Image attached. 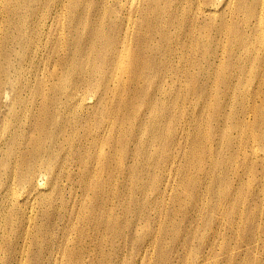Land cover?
Listing matches in <instances>:
<instances>
[{
	"label": "rangeland",
	"instance_id": "obj_1",
	"mask_svg": "<svg viewBox=\"0 0 264 264\" xmlns=\"http://www.w3.org/2000/svg\"><path fill=\"white\" fill-rule=\"evenodd\" d=\"M62 1L0 0V264H210L215 260L224 264L226 254L215 245L214 257L206 243L212 240L209 227L216 228L220 210L207 212L198 202L197 209L186 207L179 213L175 204L176 152L172 133L176 125L172 119L176 108L190 119L195 104L202 107L205 99L208 112L216 113L225 101L237 110L258 94V102L264 108V86H252L249 81V94H244L242 87L235 94L220 87L210 95L198 97L200 79L190 82L174 77L172 68L174 62L187 61L196 45L181 49L183 46L174 42L178 30L173 28L168 39H152L157 51L145 47L146 55L157 62L144 70L140 71L142 64H130L133 55L129 53L130 58L123 63L128 69L115 70L114 79L107 84L110 100L99 103L97 94L104 84L83 83L78 70L82 66L84 74H88L93 69L106 68L107 50L87 47L90 22L86 8L99 4V0H88L79 8L83 13L79 23L73 19L74 8L69 9V18ZM217 2V12L205 20L210 25L209 49L219 51L217 56L224 60L223 51H237L239 45L229 34L218 36L215 26L225 23L224 30L236 34L256 32L242 22L254 4L253 0ZM236 4L241 6L239 18L232 22L225 13ZM68 22L77 30L65 29ZM218 40L220 45L216 46ZM131 47L134 54H140L132 44ZM183 53L184 59H180ZM216 66L226 74L225 63L217 62L206 76L213 77ZM257 72L252 70L253 74ZM117 79H122L124 86L116 83ZM212 83L211 80L208 85ZM85 88L84 99L70 100V91L80 96ZM185 90V99L176 97ZM246 97L251 99L246 101ZM60 102L67 103L66 113ZM69 121L68 128L56 132L59 124ZM52 131L58 135L50 150L51 156L57 154L53 159H57V165L51 172L54 174L50 176L49 172L41 179L40 193H27L16 181L25 168L15 169L14 161L30 149L31 138L41 141V150ZM97 141L100 142L94 147ZM49 160L46 157L45 161ZM187 191L188 188L184 190ZM198 192L201 193L199 188ZM206 201L215 203L218 199L208 196ZM29 216L32 220L27 225ZM20 217L23 222H19ZM218 226L220 229V222ZM220 230L232 254L264 261L262 242L240 241L231 237L228 230Z\"/></svg>",
	"mask_w": 264,
	"mask_h": 264
},
{
	"label": "bare ground",
	"instance_id": "obj_2",
	"mask_svg": "<svg viewBox=\"0 0 264 264\" xmlns=\"http://www.w3.org/2000/svg\"><path fill=\"white\" fill-rule=\"evenodd\" d=\"M87 2L88 0H63L61 6L66 7L69 18V9L74 8L73 19L79 23L83 16L79 8L84 7ZM217 3V0H99V4L94 3L88 6L86 15L90 23L87 27V47L89 46L91 49H106L107 57L105 59L107 64L106 68L93 69L88 74H84V69L80 66L78 70L82 73V82L89 86L104 84V89L97 94V101L99 103L108 102L109 98L107 99V97L111 95V89L108 88L107 84L114 79L115 70L125 72L128 69L123 63L126 58H130L129 53L131 56L133 55L130 59V64H142L143 69H140V71L144 70L147 66L157 62L156 58L146 55L145 47L148 51H157L158 47L151 43L152 39H155L156 36L168 39L171 37V29L175 28L178 30V35L174 41L176 45H182L181 49L185 46L192 47L194 44L196 47L192 49L194 52L190 51L187 61H184V63L178 61V64L173 63V66H175L172 67L175 69L174 77L179 76V78L190 82H196L200 79L201 90L197 94L198 97L210 95L220 87L232 94H235L242 87L243 93L249 94L250 92L247 89L249 81L252 82V86H264V0H253L252 3L254 5L249 7L247 16L242 19L246 28L255 29L256 32L246 33L245 31L236 34L230 29L224 30L225 27L223 25L225 23L222 20L223 25H220V22V26H215L219 33L218 36L229 34L228 36L231 39H236L239 45L237 51L233 50L234 48H230L227 52L223 51V53H226L225 62L217 56L219 51H210L209 49L211 44V38L208 34L210 25L205 20L206 16H212L217 12ZM206 5L209 7L206 8ZM240 8V5H234L225 13V17H228L232 22L237 21ZM254 9L260 11L255 13ZM80 13H82V16H80ZM179 17L182 19L179 20ZM64 28L68 31H70V28L77 30V26L71 22H68V26H64ZM181 37L184 39L181 40ZM245 37L253 40H247ZM253 43L255 45H252ZM131 44L140 53L139 55L134 54ZM218 45H220L219 40L216 41V46ZM179 58L184 59V53L180 54ZM217 62L218 64L225 63L226 74L220 70L219 66H216L213 73L214 76H206L207 70L212 69V66L216 65ZM253 69L258 70V72L253 74ZM211 80L213 82L212 85H208ZM115 82L124 86L122 79H117ZM73 86L74 89L75 87L77 88L76 84ZM86 90L87 88L82 89L80 96L75 95L76 89L74 94L70 91V100L84 99ZM187 95L188 92L186 91L176 97L183 100ZM254 97L256 98L240 108L234 101V105L238 108L237 110L233 109L230 101H225L219 106L216 113L208 112V99H205L206 101L202 107L199 103L195 104L190 119H185L186 115L184 118V112L176 108V114L174 119H172V123L176 125L173 128L175 133H172L175 139L172 138L175 144L176 154L174 162L175 175L177 177L176 187L174 186L177 192L174 191L176 193L174 200L177 202L175 204L179 206V213H183L186 207L189 210L195 209L198 202L202 204V209L207 212L215 213L216 210H220L221 215L218 218L220 229L228 230L231 233V237L240 241L262 242L264 248V108L258 102L259 95L254 94L251 96V98ZM251 98L246 97L245 100L247 101ZM66 104H59L64 107V113L67 112ZM117 104L119 105V103ZM100 106L102 107V105ZM117 109L111 108L112 112H118ZM105 110L101 116L105 114ZM95 112H98V110ZM78 116L83 115L79 114ZM91 116L95 117L94 115ZM161 122L163 123V121ZM72 125L77 124L74 123ZM163 125L165 126V124ZM68 126H70V121L63 122L62 125L59 124L57 126L56 132L65 127L68 128ZM158 131L160 130L158 129ZM76 132L78 131L76 130ZM57 136L55 131L50 132L49 139L46 142L45 138L44 146L41 150L39 147L41 141L31 138L32 140L29 141L31 142L30 149H26V151L22 152L21 157L15 159V169H22L23 166L25 168V172H21L16 178L17 184L25 192L35 191L40 193L43 185L41 179L54 171L57 159H53L57 154L51 156L50 150L51 146L56 142ZM159 137L161 136L159 135ZM99 142H95L93 146L95 147ZM61 148L59 151H63ZM90 148L92 149V147ZM59 151L56 152L58 155ZM98 151L100 154L101 150ZM46 157H50L47 162L45 161ZM63 157L65 156L63 155ZM26 159L31 161L26 163ZM53 174L51 173L50 176ZM61 178L63 177L61 176ZM186 188L189 191L184 192ZM198 188L201 193L198 192ZM183 194L185 195L184 199L182 198ZM208 196H214L215 200L218 199V202L208 203L206 201ZM202 215L204 216V214ZM31 220L32 218L29 216L27 225H30ZM19 222H23V218L20 217ZM218 222H215L217 229L213 226L209 227L212 240L206 242L210 253L214 257L215 248H217L215 245H218L219 251L226 254L224 264H264V261L258 258L255 259L252 256L244 255L243 257H238L232 254L228 248L229 245L225 243L224 234L221 233ZM210 264L222 263L215 260L213 263L210 262Z\"/></svg>",
	"mask_w": 264,
	"mask_h": 264
}]
</instances>
